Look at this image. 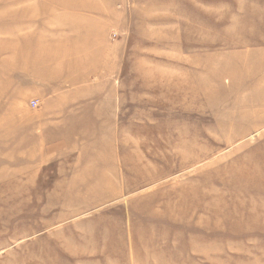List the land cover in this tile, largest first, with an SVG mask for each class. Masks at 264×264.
I'll return each instance as SVG.
<instances>
[{"label":"rangeland","instance_id":"1","mask_svg":"<svg viewBox=\"0 0 264 264\" xmlns=\"http://www.w3.org/2000/svg\"><path fill=\"white\" fill-rule=\"evenodd\" d=\"M0 264H264V0H0Z\"/></svg>","mask_w":264,"mask_h":264},{"label":"built area","instance_id":"2","mask_svg":"<svg viewBox=\"0 0 264 264\" xmlns=\"http://www.w3.org/2000/svg\"><path fill=\"white\" fill-rule=\"evenodd\" d=\"M32 103H34V101Z\"/></svg>","mask_w":264,"mask_h":264}]
</instances>
